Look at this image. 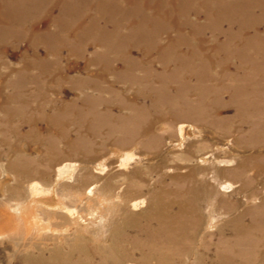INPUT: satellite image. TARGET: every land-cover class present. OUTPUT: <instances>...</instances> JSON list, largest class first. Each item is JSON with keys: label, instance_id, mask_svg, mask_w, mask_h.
Listing matches in <instances>:
<instances>
[{"label": "rangeland", "instance_id": "374dc122", "mask_svg": "<svg viewBox=\"0 0 264 264\" xmlns=\"http://www.w3.org/2000/svg\"><path fill=\"white\" fill-rule=\"evenodd\" d=\"M143 1L0 0V264H264V89L246 69L264 66V11L239 48L198 0ZM111 3L128 48L106 46ZM144 15L197 21L207 45L134 35Z\"/></svg>", "mask_w": 264, "mask_h": 264}, {"label": "bare ground", "instance_id": "6f19581e", "mask_svg": "<svg viewBox=\"0 0 264 264\" xmlns=\"http://www.w3.org/2000/svg\"><path fill=\"white\" fill-rule=\"evenodd\" d=\"M129 1L131 2V1H135V0H129ZM176 1H178V0H176ZM211 1H213V2L217 1V2L214 5H211V2H209L208 0H198L197 2H198V4H201L202 6H204L206 8L207 16L209 14H211V17H212L211 30H214L215 33L220 34L222 32L219 28H220V26H222L223 22L228 24L230 44H235L239 48L250 47L252 44L251 41L255 40L256 38L261 37L260 36L259 20H262V17L257 16L256 19L251 20V19H248L242 15H244V14H247V16L252 15L251 12L255 8H260V10L264 11V0H211ZM171 3H172V1L169 4H171ZM132 4H133L132 8H134L135 5H137L136 2H133ZM141 4L144 7H146L145 5L148 6L151 3L147 2V0H146V1H143ZM190 4H192V0H182L181 6H184V5L189 6ZM163 5L158 6L160 8V10L163 7V8H165V10L163 11L165 14H172L171 8L167 6L168 4H163ZM231 6H233V9H234V7H236L235 9H237V10L234 11L231 8ZM114 7H117V4L111 3V4L107 5V9L102 10V16H103L104 21H106L107 23L109 21L113 22V27H115L111 30V33L108 34L114 38V42L113 43L107 42L106 46L111 48L112 46L115 47V44H116V45L120 46V48H128L129 47V46H127L128 44L125 43V41H127V40L122 36L121 42H120V41H118V37L114 34V32L116 33L117 31H119V29L123 25L122 23H120L121 20H118L114 16L115 12L118 11V10L116 11L114 9ZM50 10H51V8L47 11V13L49 15L51 14ZM160 10L158 9V12H160ZM182 11L185 15H188L185 8H183ZM262 15L264 16V12ZM125 17H127V16H125ZM141 18L144 19L142 21L144 23L141 25L137 24V25L133 26L132 31L134 32V35L136 33H139V34L144 33V31L147 30V27L149 25H151L149 28H151L152 30L155 29L156 30L155 32L157 34L162 32V31L168 30L169 27L171 26V27L177 29V31H178V33H177L178 37H177V39L175 38V40H174V47L175 46L179 47V46H181L182 43H185V42L188 43L187 45H190L194 39L197 40V45H199L198 46L199 48L202 46L206 47V45H207L206 41L203 39V37H201L203 25L197 21L194 22L193 20L191 21L190 19L184 20L186 25H188V24L190 25L189 27H191L190 29L192 30V32L194 34V36L192 37L193 39L190 40V39H186V37L184 35H182L181 32L179 31L182 29V25H184L183 22H178L173 18L171 20V22H168L171 24L166 23L168 25V26L166 25V27H164L163 25L153 26L154 23L150 22V19H151L150 17L144 15ZM2 19L4 21V20H8V19L10 20L11 18H10V14H8L7 12L2 10V2H1L0 3V20H2ZM236 24L239 25V28H240V30L238 32L234 31ZM186 25H184L183 27H187ZM129 26H132V23H130ZM81 27L82 26H78L77 28L80 29ZM250 31H252L253 33H251ZM78 32H81V31H78ZM35 35H37V34H35ZM196 35L197 36L199 35V37H196ZM237 36H238V38H236ZM183 40H185V42H183ZM233 41H236V42L234 43ZM97 43L104 45L103 42L100 40L97 41ZM263 46H264V44L261 45V48H263ZM258 47H260V46H258ZM201 49H205V48H201ZM230 55H231V57L233 56V54H230ZM135 65L140 66L137 64H135ZM242 66H234L229 61L224 62L221 65V70H219V73H224L226 76H229L230 79H232V78L240 79V76H241L240 72L244 70V68H242ZM187 68H188V72H189L188 74L193 76L194 74H192V73L195 71L191 70L189 68V65L187 66ZM246 69L248 70L247 73L250 71H256V72H258V74H260L258 76V78L263 79L261 84L263 85L262 88L264 89V66L263 65H257V66L247 65ZM145 71H146V73L144 76L146 79L147 78H154L156 76V74L151 73V69H149V68H146ZM201 71H202V73L200 74L201 76L208 75L210 79H218V77L214 76V74L211 73V71H207V70L204 71V69H201ZM189 75H188V77H189ZM241 77H243V76H241ZM218 80H221V79H218ZM224 86L227 88L226 85H224ZM184 117L188 118V119L190 118V116H184ZM191 129H192L191 125H186V124L182 123L179 126L181 137H185V135L189 134ZM227 162H230V161H227Z\"/></svg>", "mask_w": 264, "mask_h": 264}]
</instances>
